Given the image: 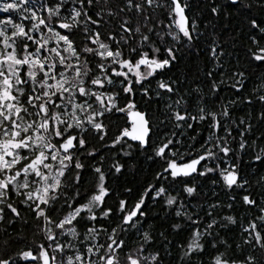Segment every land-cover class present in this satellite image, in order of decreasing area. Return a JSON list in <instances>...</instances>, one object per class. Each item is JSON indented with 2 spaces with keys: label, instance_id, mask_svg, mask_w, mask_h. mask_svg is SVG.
<instances>
[{
  "label": "snow or ice",
  "instance_id": "snow-or-ice-1",
  "mask_svg": "<svg viewBox=\"0 0 264 264\" xmlns=\"http://www.w3.org/2000/svg\"><path fill=\"white\" fill-rule=\"evenodd\" d=\"M208 4L212 16L264 10V0ZM188 7V0H0V264H264V174L252 181L239 166L246 159L264 170V130L251 123H264V73L250 78L227 67L213 38L208 91L182 92L169 73L203 35ZM246 19L248 60L264 67V23ZM225 87L233 98L220 95ZM137 95L156 103L163 119L137 107ZM241 105L247 110L237 118L232 109ZM114 119L123 120L115 131ZM165 121L172 128L154 141ZM149 147L147 158L159 163L152 179L135 196L112 187L125 167L120 157ZM196 176L213 177L227 194L202 209L206 221L172 194L182 185L193 197ZM156 202L194 226L175 243L179 259L173 241L157 247L143 227ZM23 212L34 221L32 239L13 228L28 223ZM230 227L239 230L234 248L219 233Z\"/></svg>",
  "mask_w": 264,
  "mask_h": 264
},
{
  "label": "trees",
  "instance_id": "trees-1",
  "mask_svg": "<svg viewBox=\"0 0 264 264\" xmlns=\"http://www.w3.org/2000/svg\"><path fill=\"white\" fill-rule=\"evenodd\" d=\"M217 3L223 5L225 0H216ZM189 7L186 10L187 14L194 18L199 25V31L203 33L196 41H194L191 48H183L177 55L178 59L175 65L172 66L169 75L182 81L180 90L183 92L185 89L191 90L195 86H200L205 92L208 91V80L205 76L209 67L212 65V61L209 59L208 45L213 38L217 40L224 52V63L227 67L235 68L239 66L242 70H245L250 78L264 73V67H254L248 60L246 49L247 33L249 32V25L246 18H254L261 23H264V10L253 7L251 10L241 9L238 12H231L227 16L224 15V9L218 16H212L209 11L208 0H188ZM2 15V14H0ZM218 71H225V69H219ZM220 95L225 100L233 98V93L228 88H222ZM219 95L213 97V101L218 100ZM137 107L141 109H149L150 117L159 115L160 119H163V113H156V103L149 104L143 97L137 95L135 97ZM162 103V102H161ZM258 105L253 106V115L258 109ZM191 110V109H190ZM233 112L236 117L244 115L247 110L246 106L241 105L234 107ZM119 115V114H118ZM123 123V120L114 119L112 124V130H116V126ZM255 127V131L258 134L264 130V123L257 122L254 119L251 121ZM158 124V120H157ZM172 128L171 124L165 121V126H160L154 129L152 139H157V133H167ZM191 131V130H188ZM104 151L105 164L109 163L108 156L109 152ZM151 147L146 152H140L136 150L130 157H120V160L124 162L125 167L121 174H116L111 181V186L114 188H122L128 186L133 189L132 195L135 196L136 192L139 191L144 185L145 181L151 180L154 172L159 169V163L155 160H150L147 157L151 156ZM83 159V158H82ZM240 171L246 175L247 178L254 181L257 176L264 174L257 164L256 170L253 171L246 163L245 160L239 162ZM213 177H199L196 176L191 180L190 186H195L197 192L193 197H187L182 192V185H175L172 194L176 195L177 192L183 197V203L187 207L189 213H197L202 218V221H206L208 217L204 214L202 209H206L207 205L213 201H227V194L220 185H214L212 183ZM253 195L259 201L262 199L260 192L262 191L253 184ZM171 190V189H170ZM215 192V195L213 193ZM239 200V196H237ZM111 203V201H109ZM221 211H227L223 209ZM239 211H243L241 207ZM215 214V213H214ZM22 215L28 219L27 224L19 223L13 225V228H18L25 239L34 238L35 228L34 221H32L27 212H23ZM255 215V212L252 213ZM196 218L195 215L192 217ZM247 213H245V219ZM180 224L181 227L176 231L173 230V224ZM143 227L150 231L155 238L157 247H163L168 240L173 241V246L170 249L173 254V258L179 259V249L175 247L176 242L186 241L190 235L191 227L190 222L186 221L183 216L177 217L175 210L166 208L162 203L156 202L150 203L149 212L147 218L143 221ZM220 236L225 239L228 244L235 247V244L239 242V230L238 228H227L219 229ZM163 234V235H161ZM3 251L0 250V255ZM166 262L170 259L167 253H163ZM259 256L260 253H257Z\"/></svg>",
  "mask_w": 264,
  "mask_h": 264
}]
</instances>
